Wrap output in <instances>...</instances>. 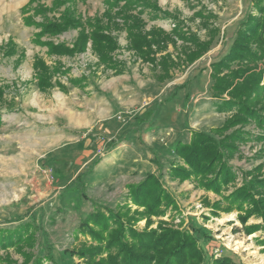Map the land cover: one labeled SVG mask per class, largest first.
Here are the masks:
<instances>
[{
  "label": "rangeland",
  "instance_id": "obj_1",
  "mask_svg": "<svg viewBox=\"0 0 264 264\" xmlns=\"http://www.w3.org/2000/svg\"><path fill=\"white\" fill-rule=\"evenodd\" d=\"M30 1L0 0V227L30 223L36 235L35 256L50 254L60 264H78L64 251L84 243L75 231L91 206L113 207L126 198L128 183L153 172L178 204L177 211L168 208L163 217L153 216V227L158 219L174 225L181 220L182 227L194 228L206 260L229 256L239 264H264L263 229L245 233L235 209L218 216L208 211L206 206L219 195L168 177L174 142L192 128L208 131L220 126L229 114L214 112L218 100L211 97L209 65L227 52L238 22L248 12L255 13L251 0H149L166 13L150 17L152 9L140 0H128L134 1L128 6L120 0L111 7L103 0V11L97 10L85 23L95 17L108 22L118 43L112 54L120 64L118 72L100 63L90 46L67 55L72 67L58 64L36 41L33 30L35 23L52 20L56 11L38 15L31 9L41 0ZM127 10L143 12L144 30L157 25L169 33L175 26L196 33L200 40L211 36L214 27L218 32L209 51L185 68L172 69L171 77L162 80L158 66L141 60L129 48L126 24L132 19L126 22L122 17ZM173 37L176 44L168 43L156 54L157 61L165 52L172 58L180 55L184 43ZM8 50L13 54L8 55ZM33 57L57 67L60 71L52 82L65 88L53 84L40 90ZM111 141L116 144L110 145ZM260 146V141L252 140L240 147L241 153L230 160L237 172L262 163L264 175V157L255 153ZM241 180L239 175L237 185ZM259 221L250 217L247 224ZM138 224L142 227L144 220ZM236 241L243 243L239 250L227 247ZM9 253L18 264L22 261L13 248Z\"/></svg>",
  "mask_w": 264,
  "mask_h": 264
},
{
  "label": "trees",
  "instance_id": "obj_2",
  "mask_svg": "<svg viewBox=\"0 0 264 264\" xmlns=\"http://www.w3.org/2000/svg\"><path fill=\"white\" fill-rule=\"evenodd\" d=\"M111 7L120 0H104ZM136 1V0H134ZM125 0L124 6L130 3ZM152 10L158 5L149 0H140ZM254 12H248L239 22L232 42L225 54L210 63L209 77L211 97L218 100L217 111L228 112L220 126L206 130L190 129L188 141L178 140L174 146L177 161L170 163V180H188L195 187L220 196L210 204L211 214L237 211V219L244 232L251 234L264 230V175L262 163L249 170H240L231 163V159L241 153V146L255 140L261 146L255 151L257 158L264 157V0H252ZM137 15H123L126 24L128 46L137 56L155 67H159L162 80L170 78V71L176 67L189 66L210 48L218 32L211 29L206 40H200L196 33L174 26L165 32L162 28L151 27L144 30V21ZM197 15H201L197 13ZM40 30L35 34L40 45L46 46L48 55H72L84 52L87 43L97 55L98 61L118 72L120 66L113 60L112 54L118 49L115 37L110 33L108 22L99 17L87 21L88 30L82 28L72 45L51 40H40L41 35H58L69 26H80V22L66 14L58 19L35 23ZM173 35L183 44L180 55L175 58L168 52L156 54L167 49L168 43L176 44ZM189 45V46H186ZM8 55L13 51H7ZM33 68L38 71L37 86L44 90L56 84L63 89L59 81L52 77L60 70L50 67L40 58H35ZM66 71H61V74ZM2 90L0 88V97ZM1 124V115H0ZM253 126V127H252ZM258 132L255 133L254 130ZM116 144L111 141L110 145ZM242 180L237 185V177ZM127 196L114 207L95 205L76 227L75 235L85 238L78 248L65 249L64 253L75 256L78 264H239L229 256L205 259L206 253L198 243L194 228L174 225L155 217H163L168 208L177 211L173 194L164 186L160 176L148 172L137 182L128 183ZM253 217L260 220L247 224ZM144 220L142 227L139 222ZM264 245V238L261 240ZM36 243L34 225L25 223L13 229L0 227V264H18L9 253V248L22 256L19 264H60L50 254L35 256Z\"/></svg>",
  "mask_w": 264,
  "mask_h": 264
},
{
  "label": "crops",
  "instance_id": "obj_3",
  "mask_svg": "<svg viewBox=\"0 0 264 264\" xmlns=\"http://www.w3.org/2000/svg\"><path fill=\"white\" fill-rule=\"evenodd\" d=\"M37 1H40V0H37ZM31 2L34 3L35 0H31L30 3ZM40 3H41L40 6H37L36 8L31 9L32 12L35 10V12H37L38 15H39V14H42V13L47 12V11L48 12H55L56 11L55 17H53L52 20L58 19L59 15H61V14H66L67 16H70V17H72V18H74V19H76V20H78L80 22V26H69L66 30H64L63 32H61L58 35L49 36V35L45 34V36H43L41 38L42 40H51L53 43L63 42L65 45H67V46L70 47L72 45V43L74 42V40L76 39L79 31L82 28H84L85 31L88 30V27L85 25L86 18L87 17H91V18L94 17L97 14V10H99V12L103 11L102 10V3H104V2H103V0H41ZM247 8L248 7L246 6V9ZM250 8L252 10H255V8L252 7V0H251V3H250ZM55 9H58V10H55ZM212 10H214V9H212ZM123 11L125 13V10H123ZM152 11L153 12H151V10H149V13H150L149 14V17H150V15H152V16L159 15L158 13H160V12H162V14H164V15L166 14L165 12H163V10H152ZM140 12H142V11H140ZM127 13L128 14H131V15H137L139 12H137V10H129V12H128V10H127ZM142 13L140 14V18L144 22H146L142 18ZM173 15H176V14H172V13L170 14V16H173ZM210 15H213V14L210 13ZM115 25L118 26V25H120V23H116ZM154 27H159V26L155 25ZM33 30H34V32H38L40 30V27L37 26ZM57 37H59L60 40H55V38H57ZM89 46H90V42L87 43L86 50H88ZM36 47L37 46H34L33 51L37 50ZM44 48H45V50L47 49L46 47H44ZM210 48H211V45H210ZM51 57L54 58V60L57 61L58 64H63V63L66 64V65L63 64L64 67L65 66L72 67L70 65L73 62L70 61V60H66L67 58H71V56L68 57L67 55H61V56H59V55L58 56L51 55ZM61 57H63V58L61 59ZM34 59L35 58L33 57L31 59V61L33 62ZM209 68H210V66H209ZM209 73H210V70H209ZM217 104H218V102L216 104H213L214 112H216L215 109L217 107ZM224 119H225V117H224ZM194 129H197V128H194ZM199 130H203V129H199ZM175 131H176V129H175ZM189 137H190V132L187 133V135L185 136L184 139H177L174 143H176L178 140L188 141L189 140ZM173 161H177V159L176 158H173V160L171 162H173ZM99 174L100 173H98V171H97V174L96 175H99ZM140 179H142V177L139 178V179H137V180H133L132 182H137ZM116 203L117 202L114 203L113 207L115 206ZM98 205H100V204H98ZM206 207H207L208 211L211 212L210 204L208 206H206ZM92 210H93V207L91 206V208L88 211H92ZM220 213H224V212H220Z\"/></svg>",
  "mask_w": 264,
  "mask_h": 264
},
{
  "label": "bare ground",
  "instance_id": "obj_4",
  "mask_svg": "<svg viewBox=\"0 0 264 264\" xmlns=\"http://www.w3.org/2000/svg\"><path fill=\"white\" fill-rule=\"evenodd\" d=\"M230 217V214H227V215H225V218H229ZM222 220L223 219H218L217 221H219V222H222ZM228 241V240H227ZM231 242V241H230ZM229 244V242L227 243V247L228 248H231V250H233V251H237V250H239L242 246H243V243L241 242V241H236L233 245H230Z\"/></svg>",
  "mask_w": 264,
  "mask_h": 264
},
{
  "label": "built area",
  "instance_id": "obj_5",
  "mask_svg": "<svg viewBox=\"0 0 264 264\" xmlns=\"http://www.w3.org/2000/svg\"><path fill=\"white\" fill-rule=\"evenodd\" d=\"M262 82H264V76H263V81Z\"/></svg>",
  "mask_w": 264,
  "mask_h": 264
}]
</instances>
